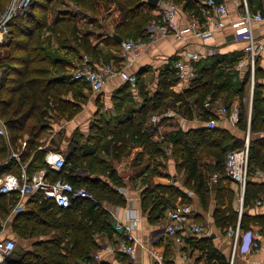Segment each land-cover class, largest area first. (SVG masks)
Returning <instances> with one entry per match:
<instances>
[{
	"label": "trees",
	"instance_id": "16d2710c",
	"mask_svg": "<svg viewBox=\"0 0 264 264\" xmlns=\"http://www.w3.org/2000/svg\"><path fill=\"white\" fill-rule=\"evenodd\" d=\"M9 1L0 0V13ZM65 1L31 0L27 12L19 13L11 19L6 35L0 41V49L7 50L6 54L0 56V116L5 123L8 142L11 144L14 145L18 139L27 134L22 159L27 161L32 155L28 164L29 172L45 167L43 161L45 152L38 149V146L41 143L40 137L49 127L48 112L56 110L61 117L71 118L80 110L78 104L63 97L73 90L76 81H69L67 77L55 81V78L50 76L55 59L49 48L50 40L41 38V28L46 25L49 12L51 11L53 15L52 32L59 46L68 45L70 40L86 53L96 55V45L91 44L88 36L79 30L76 21L71 18L73 17L71 10L68 7L59 8ZM67 1H71L79 11L93 14L98 13L99 6L105 9L115 6L120 13L116 30L124 40L140 37L145 32L146 24L156 16L151 10L157 5L148 3V0ZM172 1L181 3L183 9L192 13V16L200 14L197 0ZM200 5L202 8L203 4ZM239 60L223 62L219 55L201 58L195 63L197 70L195 79L180 93L173 90V86L178 81L173 66L165 65L159 71L158 87L151 94L146 91L141 74H135L137 93L142 98L141 105L131 113L97 120L92 124L90 134L84 141L80 134L75 133L69 143L65 165L58 171L48 169V175L53 179L64 178L74 185L85 187L93 194L92 199L75 198L68 207L63 208L37 192L25 198L28 208L11 214L12 207L18 200V194L0 193V227L1 221L8 219V230L13 235H18L20 239H32L34 234L40 236L32 239L30 249L19 250L15 242V247L5 258V264L88 262L98 249L95 235L98 233L112 237L114 232L112 215L105 204L124 206L126 200L115 189L122 184L115 169L99 154L103 147L105 154L110 155L115 161H120L131 148H138L131 164L133 167L144 166L143 169L147 165L146 174L140 175L141 184L145 185L140 200L141 208L149 222L159 223L171 201L189 203L184 191L177 186L153 182L152 177L162 173L156 170L157 166L154 164L158 163L154 160L157 156L167 159L170 153V156L177 157L178 165L183 168L186 175L185 185L192 186L201 204L206 207L209 198L208 180L214 173H217V181L227 179L224 175L226 154L241 148L244 137H234L227 130L216 125L213 128L202 125L197 128L169 131L161 135L160 139H156V125L159 121L152 123L151 116L155 112H163L169 106H173L174 109L176 107L175 111L187 119L196 116L199 121L205 122L210 118H218L214 108L224 106L229 110L233 98L238 96L240 103L238 121L235 125L244 133L249 127L250 133L243 206L246 205L248 197L263 192V184H255L251 181L256 170L264 173V136H255L256 133L264 131V115L257 103V63L255 59L252 100L248 107L243 103V99L251 88L250 68L249 63H246L243 73L239 75L236 69ZM55 65L56 70L65 69V65L60 62ZM207 97L211 99L209 107L204 106ZM199 148L212 149L211 165L214 173L209 177L200 169L196 156ZM5 154L6 146L0 139V159ZM18 168V164L11 161L0 170V175L8 171L18 172ZM85 169L88 172L85 180H78L77 171ZM138 170H142V167ZM217 200L222 202L218 196ZM213 219L220 228L235 225L238 221L240 229H249L248 224L244 222L243 214L238 219L237 211L232 210L230 206L215 208ZM48 230L54 231L56 235L48 234ZM192 237L194 236L187 239L203 251L208 262L227 264L225 257L217 254L206 238L197 240Z\"/></svg>",
	"mask_w": 264,
	"mask_h": 264
},
{
	"label": "crops",
	"instance_id": "0c3cea01",
	"mask_svg": "<svg viewBox=\"0 0 264 264\" xmlns=\"http://www.w3.org/2000/svg\"><path fill=\"white\" fill-rule=\"evenodd\" d=\"M203 1L204 0H197V5L200 8L199 15L202 14L200 4H202ZM221 1L228 6L230 19H237L245 14L244 0ZM245 3L250 13H259L263 16L261 21H252L251 30L256 40L264 42V0H245ZM177 4L179 6V3ZM61 5L59 8L63 9ZM71 5L74 6L72 2ZM67 7L73 13V17L71 18L76 21L79 30L88 36L91 44L96 45V55L86 53L81 47L74 43V41L70 40L68 45H64L63 47L59 46L52 32L53 15H50L49 12L46 25L41 28V38L50 40L49 48H53L55 52V64L60 62V64L65 65V71L56 70V65H52L50 76L55 78V81L62 80L63 77H67L69 81H76L71 79V71H69V68L71 69L74 65L79 64L84 55H86L88 63L93 67H101L104 64H110L112 67H124L129 73L141 74L146 85V91L149 94L155 92L158 87L159 71L164 68L165 65L174 67L177 60L190 53L198 52L204 55L209 46H214L217 52L207 56L219 55L223 62H228L232 59H240L239 61H243L244 65L242 68L236 67L237 71H239V75L243 73V68L247 62V52L245 50L246 40L240 36L234 35L230 27L216 32L213 40L207 45H203L201 40L192 36L178 40L171 35L160 36L156 34L150 36L144 32L140 37L136 38L142 43V47L138 52L136 54H129L128 58L122 59L120 55L121 43L118 44L113 38L114 34H117L122 38V41H124L122 35L116 30V25L120 20V13L115 6H110L108 9L99 6L97 14L88 11H79V9L71 7L70 5L64 8ZM151 13L157 15L158 7L152 9ZM191 17L192 13L184 10L183 6L182 8L179 6V12L177 13V20L179 23L184 24L188 22ZM6 53V49H0V56ZM256 63L258 70V75L256 77L258 83L257 103L264 115V47L257 55ZM75 83L76 85H74L73 90L69 91L63 97L78 104L80 110L71 118L61 117L58 111L50 110L47 120L49 122L55 119V122L48 123L49 127L44 134L46 137L44 136L40 140L41 143L38 149L44 152L48 149L60 150L66 157L70 140L75 133H79L84 141L90 134L92 124L97 120L101 118H115L117 115L128 112L131 113L133 109L139 107L142 102V98L137 93L136 85L123 82L118 76L107 78L104 86L99 92H94L83 82L76 81ZM183 89L184 88L181 87L178 81L173 86V90L177 93H180ZM244 99H246V97ZM239 103L240 98L235 96L232 100V104L239 107ZM168 113H171L170 116L174 117V119L181 117V115L177 114L174 110ZM181 118L184 119L182 124L186 126L185 128H197L204 125V122L199 121L196 116H194L193 119H187V117L184 118L183 116ZM55 126H57V128ZM156 126L157 128L159 126V128H156L157 132L155 138L160 139L161 135L166 133V131L163 132L161 130V124H157ZM216 126L227 130L234 137L242 138L245 136L243 131L236 125L231 124L225 117L218 116L216 119ZM61 130L64 131L63 139L56 140L55 136L58 135L60 137L59 134ZM255 136H264V131L256 133ZM26 138L27 134H24L23 137L18 139L13 145L8 142V133L5 136L0 135V139L4 141L6 146V154L0 159V162H3L0 166V170L5 168L9 162L13 161L9 157L11 150H21V142L23 140L26 141ZM63 142L64 147H61ZM137 150V147L131 148L130 152L124 155L120 161L112 160L111 156L108 154L103 156L110 162L117 176L120 178L122 184L116 186L115 189L122 194L126 200L124 206L105 204L108 211L112 214V221L114 217L124 218L131 213L140 216V223L136 230L138 239L136 247L137 257L131 260L127 256L114 251L117 241L120 240V235L118 233L113 232L112 237L97 233L95 235V242L98 244V249L95 253L97 258L93 259L92 257L90 261L80 262L79 264H152V257L148 252V249L152 247L162 251L166 264H207L208 261L203 251L194 246L190 240L187 239L188 237L177 242L174 237L158 234V231L163 228L168 210L176 202L171 201L169 203L159 223L154 224L147 220L146 213H144L141 208L140 200L141 191L145 186L141 184L140 175L146 174L147 165L144 164L146 167L143 169L144 166L133 167L131 164V160ZM23 151L24 150H22V152ZM170 158V156L167 158V172L161 173L162 175H154L152 180L154 183L175 185L184 191L192 207L194 220L204 226V232L192 238L197 240L206 238L209 244L215 249V252L224 256L228 261L232 247L231 240L226 234V228L216 226L213 219V211L215 208H229L230 206L232 210L237 211L238 219L241 214H243L244 222L249 226V229H240L239 238L235 245L234 264H264V203L256 204V200L264 195V191L256 196L248 197L246 205L243 206L244 191L241 192V188L237 182L228 178L219 179L215 182L209 179L208 196L215 200L212 199L211 203H207L205 207L201 204L197 193L193 191V189H189L185 185L183 179L179 180V178L171 172L173 171L171 168L174 167V161L170 160ZM30 159H32V155L29 160ZM141 167L142 170H138ZM87 173L86 169L78 170L77 179L80 181L85 180V175H87ZM251 181L255 184H263L264 187V173L260 170H256L251 177ZM217 196L222 202L217 200ZM28 207L29 205L26 202L25 208ZM250 233H256L258 235L257 240L260 243L259 247L254 248L251 245ZM4 234L15 240V235L8 230L7 224ZM190 237L191 236H189V239ZM28 240H30L31 246L33 240Z\"/></svg>",
	"mask_w": 264,
	"mask_h": 264
},
{
	"label": "built area",
	"instance_id": "2783aa9c",
	"mask_svg": "<svg viewBox=\"0 0 264 264\" xmlns=\"http://www.w3.org/2000/svg\"><path fill=\"white\" fill-rule=\"evenodd\" d=\"M31 0H10L5 9L0 13V40L2 41L8 31V23L19 13L27 12ZM202 14L192 16L188 22L182 24L177 20L179 6L172 0H158V13L144 27L146 34L154 36L171 35L175 39L182 40L188 36L196 37L203 45H207L213 40L216 32L232 28L234 35L240 36L246 40L245 50L247 52V62L249 63L251 75V91L250 104L252 100V90L254 83V64L259 52L264 47L263 41H258L254 38L251 30L252 21H261L263 16L259 13H250L245 4V14L237 19L229 18V8L221 0H204L202 2ZM201 16V17H200ZM142 47V43L138 39H126L121 42L120 55L122 59L128 58L129 54H136ZM217 52L214 46L207 48L206 54L201 55L198 52L187 54V56L177 60L174 64L178 75V83L183 88H187L197 75L195 63L207 55H213ZM243 61H239L237 67L242 68ZM118 76L123 82H128L132 85L136 83L137 77L135 73H129L124 67H112L110 64H104L101 67H93L88 63L86 55L82 61L71 68V79L83 82L89 86L94 92L101 91L107 78ZM1 78V71H0ZM1 94V89H0ZM211 105L210 97H207L204 106ZM214 112L218 116L225 117L231 124L235 125L238 121V107L232 104L227 110L224 106L214 108ZM151 122L157 123V116H151ZM249 123V119H248ZM207 128H213L216 125V119L210 118L204 122ZM157 128V126H156ZM159 128V126H158ZM157 128V129H158ZM7 134L4 121L0 116V135ZM250 133L249 127L244 136L243 146L237 150L230 151L226 154L224 175L237 182L244 191L247 168H248V152H249ZM26 147V141H22L21 150L13 151L9 155L10 159L16 162L19 166L18 172H4L0 175V193L18 194V200L12 207L11 214L21 212L26 207L25 198L37 192L41 193L44 198L51 199L59 207H68L71 201L75 198L92 199L93 194L83 186L74 185L72 182L64 178H51L48 175V169L60 170L66 163V157L60 150L48 149L45 150L43 161L45 167L33 169L29 172L27 161L22 159V150ZM3 162H0V166ZM212 181H217V173H214ZM242 201V198H241ZM264 203V195L256 200V204ZM112 215V214H111ZM8 219L1 221L0 227V264H5L6 256L15 247V240L12 237L6 236L4 231ZM140 223V216L134 213L128 214L124 218L114 217L112 228L115 233L120 235V240L117 241L114 251L119 252L129 259L134 260L137 257L136 247L138 239L136 230ZM227 236L231 240V252L227 264H234L235 245L240 234L239 222L235 225H229L225 229ZM159 235H169L174 237L177 242L182 241L185 237L198 236L204 232V226L194 220L192 207L189 203L176 202L167 212V217L163 223V228L158 231ZM256 233H250L251 245L254 248L260 246L257 240ZM152 257V264H166L164 255L161 250L152 247L148 249ZM93 259L97 255H92ZM207 264H215L208 262Z\"/></svg>",
	"mask_w": 264,
	"mask_h": 264
},
{
	"label": "rangeland",
	"instance_id": "374dc122",
	"mask_svg": "<svg viewBox=\"0 0 264 264\" xmlns=\"http://www.w3.org/2000/svg\"><path fill=\"white\" fill-rule=\"evenodd\" d=\"M66 1H65L64 4H62V5L60 4L62 6V8L66 7L67 5H70L71 7H74L73 5H71V2H69V1L66 2ZM179 6L182 8V5L180 3H179ZM50 15H52L51 11H50ZM50 51H51V53L53 55L55 54L53 48H50ZM69 71H71L70 68H69ZM250 91H251V89H249L246 92V94H245L246 99H243V103L246 104L248 107H249V100H250ZM168 100H170V99H168ZM175 106H177V105L175 104ZM175 109H177V108L175 107ZM175 109L173 108V106H169L168 108L164 109L163 112H155V115L157 116V120L159 121V124H161V126H162L161 130L163 132L164 131H166V132H169V131L174 132L177 129H186L185 128L186 126H184L182 124V122L184 121V119L181 118L182 115H181V117H178L177 118L178 120H177V119H174V117L170 116L171 113H168L171 110L175 111ZM184 118H186V117H184ZM49 122L54 123L55 119L50 120ZM55 127L57 128V126H55ZM63 134H64V131L61 130L60 134H59L60 137L58 135L55 136L56 140H62L63 139ZM76 134H79V133H76ZM44 136L45 135L43 134L40 138L42 139ZM61 145H62L61 147H64V142ZM99 154H100V156L101 155L102 156L105 155L104 147H103V149L101 151H99ZM168 156H170V153L168 154ZM196 156L198 157V160H199V163H200V166H201L200 169L202 170V172L205 173L207 177L212 175L214 173V168H212V165H211L213 163L212 149H210V148L200 149L199 148V149H197ZM170 157H171L170 160H174V162H175L174 163V167L171 168V170H173L171 172L174 175H176L179 178V180H182V179L185 180L186 175L183 172V168L180 165H178L179 162H178L177 157L175 158V156L173 157L172 155ZM154 160H155V162L156 161L158 162V163H154L155 166H157L156 170L158 172H162V174H163V172H167V170H168L167 169L168 168L167 162L168 161H167V159L165 157L157 156V157H155ZM188 188L189 189H193L192 186H188ZM212 199L215 200L214 198L209 197V199H208V203L209 204L211 203ZM48 232H49L48 234H52V236L56 235V233H54V231H51V230L49 231L48 230ZM39 237L40 236H38V234L37 235L34 234L32 236V239L39 238ZM15 242H16V248L19 249V250L29 249L32 246V245L30 246V243H31L30 240H28V239L27 240L26 239L22 240V239H20V237L18 235H15Z\"/></svg>",
	"mask_w": 264,
	"mask_h": 264
},
{
	"label": "water",
	"instance_id": "95a60500",
	"mask_svg": "<svg viewBox=\"0 0 264 264\" xmlns=\"http://www.w3.org/2000/svg\"><path fill=\"white\" fill-rule=\"evenodd\" d=\"M157 1L158 0H148V3L155 6L157 4ZM113 38L118 44L122 42V38L117 34H114Z\"/></svg>",
	"mask_w": 264,
	"mask_h": 264
}]
</instances>
